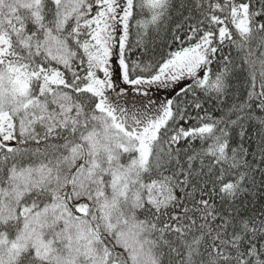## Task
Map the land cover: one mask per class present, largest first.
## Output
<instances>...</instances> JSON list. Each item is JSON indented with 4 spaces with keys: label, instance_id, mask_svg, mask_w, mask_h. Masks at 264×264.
<instances>
[{
    "label": "snow or ice",
    "instance_id": "1",
    "mask_svg": "<svg viewBox=\"0 0 264 264\" xmlns=\"http://www.w3.org/2000/svg\"><path fill=\"white\" fill-rule=\"evenodd\" d=\"M0 264H264V0H0Z\"/></svg>",
    "mask_w": 264,
    "mask_h": 264
}]
</instances>
